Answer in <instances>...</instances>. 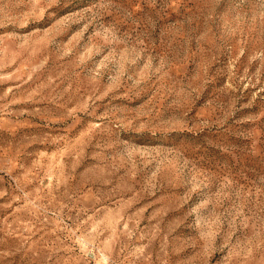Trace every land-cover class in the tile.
<instances>
[{
  "label": "rangeland",
  "instance_id": "rangeland-1",
  "mask_svg": "<svg viewBox=\"0 0 264 264\" xmlns=\"http://www.w3.org/2000/svg\"><path fill=\"white\" fill-rule=\"evenodd\" d=\"M0 264H264V0H0Z\"/></svg>",
  "mask_w": 264,
  "mask_h": 264
}]
</instances>
